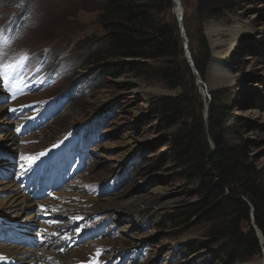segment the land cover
<instances>
[{"label":"rangeland","instance_id":"obj_1","mask_svg":"<svg viewBox=\"0 0 264 264\" xmlns=\"http://www.w3.org/2000/svg\"><path fill=\"white\" fill-rule=\"evenodd\" d=\"M110 1L0 0V33L9 38L6 45H0V62L27 57L23 68L7 79L0 78V89L9 88L19 97L18 105L27 115L24 123L32 119L39 122L38 129L24 137L33 144L26 148L21 145L16 150L17 132L12 131V122L0 107L6 120V124L0 122V173H15L20 152H40L59 146L87 124L97 133L93 159L87 168L69 178L62 189L63 197L85 200L80 202V216L96 217L79 242L89 250L86 254L94 255L91 250L98 252L100 246H107L110 250L102 257L103 264H213L212 253L224 242L196 254L186 255L181 249L187 242H210L211 224L194 223L174 230L161 219L168 221L185 205L200 199L196 189L201 183L188 182L180 169L164 161L178 126L164 128L156 114L160 98L181 97L184 89H172L159 77L131 74L118 79L103 78L99 83L89 81L87 77L91 78L105 63L80 69L92 51L106 45L98 18ZM172 1L183 59L195 77L194 93L186 82L191 102L189 114L195 115L194 120L201 115L208 127L211 105L216 106L220 94L226 96L227 110L217 114L223 124L217 136L240 149L247 164L264 173V0H240L232 14L224 13L223 19L206 21L198 0L180 1L182 18L179 0ZM15 25L17 30H13ZM210 30L214 33L210 34ZM201 36L211 52L204 76L194 64V55L203 53L199 49ZM233 37L238 38L236 46L225 54L224 43ZM38 52L50 54L30 63V57L35 58ZM216 58H224L225 65L211 73ZM77 77L84 78L83 83L81 79L75 84H82L85 94L67 102V95L74 96L78 90V86H72ZM90 84L99 87L90 88ZM36 109H41L43 118L33 113ZM205 131L210 149L215 151L214 138L207 133L208 129ZM8 134L9 141L5 137ZM124 171L129 175L125 183L120 179ZM14 181V177H0V216L18 210L16 195L9 194L16 187ZM88 185L99 192L112 193L99 194L86 189ZM241 198L251 207L250 226L259 239L260 251L245 255L235 264H264V236L255 224V209L247 198ZM98 201L105 205L100 210ZM115 205H129L130 212L122 213L123 217ZM250 226L241 225L246 232ZM72 246L77 247L74 243ZM82 246L79 249L84 252ZM76 249H71L64 264H70L77 256ZM99 260L94 255L93 261Z\"/></svg>","mask_w":264,"mask_h":264},{"label":"trees","instance_id":"obj_2","mask_svg":"<svg viewBox=\"0 0 264 264\" xmlns=\"http://www.w3.org/2000/svg\"><path fill=\"white\" fill-rule=\"evenodd\" d=\"M239 1L198 0V6L203 21L223 19L224 13L232 14L239 7ZM173 7L172 0H111L98 18L106 45L92 51L80 69L105 63L90 79L99 83L103 78L118 79L131 74L135 77H159L172 89H184L181 97L160 98L156 114L161 117L164 128L178 126L164 161H170L180 169L188 182L201 183L196 189L200 199L185 205L168 221L161 219L174 230L188 228L194 223L211 224L210 242H187L181 249L186 255L196 254L224 242L212 253L213 264H235L245 255L260 251L259 239L250 226L251 207L241 197L253 205L255 224L264 236V173L248 165L240 149L226 144L217 136L223 125L217 114L227 110L226 96L220 94L218 101L216 98V106L211 105L208 127L204 126L201 115L194 120L195 115L189 114L191 102L187 97L189 86L186 82L190 83L194 93L195 77L183 59L184 49L178 24L172 17ZM201 38L199 49L203 53L194 55V64L204 76L211 52L207 40L203 36ZM153 63L159 64L158 67ZM93 87L97 89L99 84ZM190 119L194 122H189ZM205 129L214 138L215 151L210 149ZM242 223H247L250 230H243Z\"/></svg>","mask_w":264,"mask_h":264},{"label":"bare ground","instance_id":"obj_3","mask_svg":"<svg viewBox=\"0 0 264 264\" xmlns=\"http://www.w3.org/2000/svg\"><path fill=\"white\" fill-rule=\"evenodd\" d=\"M179 1H181V0H179ZM179 7H180V3H179ZM179 13H180V11H179ZM212 33H214V31L210 30V34H212ZM237 41H238V38L233 37L224 43V46L226 47L225 54L227 52L231 51L232 48H234L236 46ZM223 60H224V58H216L213 61V64L211 67V73H213V71H215L218 68H221V67L223 68V66L225 65L223 63ZM2 110L0 108V122H2V123L5 122V124H6L5 115H4L5 113H3ZM5 137H6L7 141H9L11 138V136L9 134ZM15 198L17 199L16 200L17 203H15V207L18 208V210L25 209L26 207L23 208V207H21V205L23 204L24 201H26L28 199V197L26 195H24L23 193H21V194H17L16 196H14V199ZM54 203L58 206V213L55 215L60 216V221H65L67 219L66 215L74 216L73 213H76L75 211H77L79 209L80 204H81V203H77L75 200L72 203H70L68 201H56ZM98 203L101 206L99 208L96 204L98 210L102 209V207L105 206L100 201H98ZM27 208H28V210L31 209L32 205L27 206ZM115 209L117 210V212H120L123 217H124L125 213L130 212V206L129 205H124V206H116L115 205ZM122 213H124V214H122ZM36 216H37V212L31 211L22 218L21 222H22V224H25L31 218H36ZM36 222L38 223V225H36L33 228L32 233L37 234V237L40 235H43V239L39 240V242L41 244L44 243L43 247H45L46 249H49L50 252H49L48 256L43 257V258L35 255L30 260V264H61L60 262H62V264H64L63 261L66 260L65 257H67L69 254H71V252H70L71 250H68L65 254H61V252H62V250L65 249V245H69V246L73 245L72 241L65 240L67 237L66 233H67V230H70L71 227H73V225H75L76 223L72 222L67 227V229L57 231L55 229V227H53L51 224L40 223L39 219L36 220ZM5 234H7L9 236L5 240L6 241V248H4L2 250L3 253H2V258H0V263L12 264L11 263L12 260H17L18 264H24V261L26 260V255H25L26 249H25V247L21 246V242H22L21 236L13 229L8 230L7 232H5ZM56 243H59L60 245L56 247L55 246ZM82 249L84 250L85 253L80 251V249L78 248V250H77L78 254L74 259H71L70 264H103L102 260L94 262L93 261L94 255H87L86 251H89V250H86L85 247H83V246H82ZM39 250L41 251L42 249H39ZM72 250H74V249H72ZM19 252L21 253L22 256L20 258H16L17 254ZM37 253H38V251H37ZM261 263L263 264V262H261Z\"/></svg>","mask_w":264,"mask_h":264},{"label":"snow or ice","instance_id":"obj_4","mask_svg":"<svg viewBox=\"0 0 264 264\" xmlns=\"http://www.w3.org/2000/svg\"><path fill=\"white\" fill-rule=\"evenodd\" d=\"M9 42V38L5 37L3 33H0V45H6ZM27 57H21L18 60L3 63L0 62V78L7 79L11 74L16 73L19 69L23 68ZM22 159H25L22 157ZM34 162L35 157L29 158Z\"/></svg>","mask_w":264,"mask_h":264},{"label":"water","instance_id":"obj_5","mask_svg":"<svg viewBox=\"0 0 264 264\" xmlns=\"http://www.w3.org/2000/svg\"><path fill=\"white\" fill-rule=\"evenodd\" d=\"M179 3H180V7H179V5H178V10L180 11V17L182 18V16H183V11H182V7H181V2L179 1ZM188 52V54H189V51H187Z\"/></svg>","mask_w":264,"mask_h":264}]
</instances>
